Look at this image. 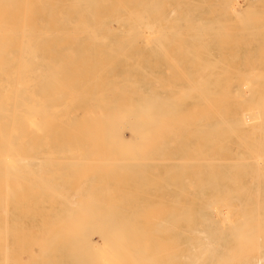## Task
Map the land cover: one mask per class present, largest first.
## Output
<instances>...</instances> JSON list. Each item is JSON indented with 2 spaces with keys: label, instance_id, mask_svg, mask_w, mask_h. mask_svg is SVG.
Instances as JSON below:
<instances>
[{
  "label": "bare ground",
  "instance_id": "6f19581e",
  "mask_svg": "<svg viewBox=\"0 0 264 264\" xmlns=\"http://www.w3.org/2000/svg\"><path fill=\"white\" fill-rule=\"evenodd\" d=\"M44 1L42 0L41 2V0H0V213L2 211H3L2 213H4V211L7 210V208H5V206H7L5 205L7 202L5 200L6 199L5 195H6V192L8 193V191H10V195H12L11 190H14L12 187H15V188L17 187V190L23 189V192L25 193L28 192V190L24 191V188L22 187L23 185L25 187V183H22L23 185L22 186L20 185L21 187L19 186V184L18 185L16 184L17 186L14 185L15 183H18V181H21L22 179L33 180L36 178L35 180L36 182L39 183V185H45V182L47 181H49L50 184L52 183L51 185H53L55 190H51L52 191L51 192L49 188L47 187V185H45L43 187H46L48 191L45 188L44 190H42V187H41V190H42L41 192H44V191L47 192V193H44L45 197L43 195L44 201L53 199L55 203V197L57 196L59 198L62 196L61 194L59 196L58 192L61 191V189H59L57 192L54 185L56 184V187L59 185L55 182H54L55 184H53V181H52L53 179L56 181L60 180L61 181L60 184H62L63 179H65V185L68 186V184L71 181L73 182V180L76 179V177L80 175L79 173H81V176L84 175L83 171L85 170V167L88 168L87 165L83 166L85 164V160L87 162L86 164L90 165L89 167H91V164L93 166L95 163L97 164V167H99L98 166V164L100 163L99 161L102 159L100 157H102L103 154H105L104 156H106L107 154H110L109 157L107 156L108 158H110L109 160L106 161L104 160L105 158L102 159L106 161L105 163H107L108 161H111L114 158V155L116 152L119 155L117 156L115 155L116 156L115 158L118 159V161H121V160L125 161L124 162L125 164L127 161L130 162V158H131L132 160L135 159V162L134 160L132 162H134L136 165V162L138 163V160L141 159L142 156L143 158H145L146 156L147 158H145L144 161H148V157H150V151L148 150L149 147L147 146H149L148 143L151 139V142L152 144H154L153 147H155V149L161 150L160 147L164 146L168 150L167 157H166L167 159L166 158L165 159H166V163L168 164L169 170L167 169L168 172L166 171V174L172 175V178L170 177L172 180L170 179L169 181L171 183L172 181H174L173 177L174 179L179 178L180 184L177 181L176 183H177L178 188L180 186L181 191L179 190V193L182 192L181 193L182 196L181 198L179 197V202L177 203L178 206L176 204V208H175L174 202L177 200L174 201V199L177 197H175L173 193L172 199L170 200V204L168 206V210L165 211L166 213H163L165 214V217H163L164 219L163 218L161 219V217H159L160 215L158 214V213L160 214L162 213L160 212L162 211L161 205H160L161 208H159L160 206L157 203L154 204V206H152L153 204L151 206L147 204L149 206V207L147 206V208H149V212H148L150 213L149 216L146 210L140 207L141 211H140V216L138 215V217H142V216L144 217V214L145 216L146 215L148 216V217L146 216L147 218L146 217L142 218V220H144L145 223L147 222L145 225L149 224L148 223L149 221L151 222L153 221L152 224L154 223V225L160 224V227H161V224L162 225L165 224L166 226L165 227L163 226V229L166 227L167 229H164V230L161 229V230H163L165 234L169 232L168 238L171 236H175V238L178 240V242L176 241L173 243L172 239L171 240L168 239L167 240L168 243L165 242L166 243L165 244L164 243L165 240H159L160 238L159 237L157 238V236H155L156 233H153L154 232L153 230H151L152 232L150 231V229L153 228L154 226L150 222L151 225L150 224L148 225L149 226L148 229L150 232L148 231V229L146 231L149 233V235L150 233L151 235L155 234L152 236L150 235L151 237L154 236L153 239L157 238L156 240H158V242L155 244L158 245V243L160 244L162 243L164 245H167L168 248L167 246H165V249L167 250V253H165V251H162L163 248L162 249L159 248V250L157 249L158 250L157 251L155 250L157 246L153 247L154 251L159 253V255H161L162 252H164L163 258L165 261L162 262L159 255L158 257H156L155 256L157 254L156 252H154V254L156 253L154 255L155 257H151L152 254H150L151 253L150 252L149 253L150 256H147L149 259L148 262L156 258L159 261L161 260L160 264H264V81L261 83L252 82V80L256 81L261 78L264 79V72L261 68L256 67V66L251 65V66H247L244 68L242 66L240 70L237 71L236 69V71L233 73L235 75L234 77L241 79L240 82L231 83L226 80L227 82L224 81V83H222L219 81L217 82L214 81L216 79H213V78H221V76L228 77V74H226L227 71L225 69H224L225 72H222L224 71L222 70L221 71L222 74H221L218 71L220 67H218L217 69V67L214 66V64L216 65L217 58L215 59L214 57V61H216L215 63H213V61L207 58V55L210 56L212 52L210 51V49L208 50V52L206 51V53L205 52L198 53L199 50L201 49L204 50L203 48L201 49H198V48L199 47L205 48V45L207 44L204 39L208 36V34L204 33L205 27L203 25L202 16H203V13L209 10L208 8L209 2H207V5H206L207 10H205L203 7H200L201 11L198 10L199 13L196 15V13L194 12L195 11L194 8L196 7L197 3L200 4V6L204 4L205 0H184L183 1V6H184L183 15H182L183 19L186 22L187 21L192 22V21H195L197 18V20H199L198 23L200 25L198 27L194 26V22H193L192 24H190L193 27H190V26H188L189 28L184 27L183 31H181L183 26L178 24L179 26L182 27L181 28L178 25H176V28L177 29L180 28L181 32H184V33L186 32L185 34L183 33L181 35V32L179 31L180 33L179 34L177 33V34L179 36L180 35L183 36L185 39L188 38L189 40L188 41L183 40L182 43L184 45V48H181L180 46L182 45H179L180 48L177 46L178 49H176L175 45L176 43L178 44V42L180 43V37L178 36L179 40L174 39L173 37L177 36V34L175 33V35L172 36L173 34L171 35L172 33L171 32L169 35H171L170 37L174 39L173 42L175 44L174 47L176 51L172 52L173 50L172 49L171 50L172 53H170V51L165 50V46L167 45H165L166 43L164 42V38L167 35H165L166 33H163L162 31L165 29L168 30L169 28V27L162 28L163 24L165 25L166 23L165 20H163V22L165 23L161 21L163 23L161 24V26H159V21H158V24L155 23L156 26L153 28L154 25L149 24L150 22L147 19L148 16L145 15L146 19H145V16L142 18L141 16L143 14L141 13L142 14V15L140 14L141 18L139 19L136 18L137 14L139 13L138 11H137L138 13H135L136 16L134 17L137 20H134L133 17L131 19L130 18L131 15L133 16L134 14L132 11L134 10V12H136V9H133V7L135 8V5L133 6L132 4V10H129L131 8H128L129 6L128 4H130L129 2L131 0H126L127 2L123 0L125 1V3H127L128 6L126 5V7L128 8L129 11L125 8V5H124L125 3L122 0L121 1L124 4L123 3H120V4L116 3L117 5L115 4V6H117V9H118V6L121 5L120 7H122L123 5L124 6L122 7L124 8L123 10L126 9L125 12L128 14H131L129 18L127 16L124 17L122 11H121L122 13L121 15L118 13L119 10H121V9H118L116 13H118L119 16L121 17L123 15V18L119 17V19L117 20L119 21V25L116 28H111V26H109L106 22L108 18L111 19L112 14L114 15V13L111 11L112 10L111 7L114 5L112 3L113 0H111V2L108 0L110 2L109 4H113L111 6L108 5V3L105 0H103L106 3V5H108L107 7L111 9L110 10L108 8V11H110L108 12V14L110 17L108 16V18L107 17L104 18V15L102 16L101 14H105V13L98 12L97 9L95 10V12H97L98 14L100 13L99 15H101L100 17L101 19L97 17L98 14H93L94 13L93 7L96 4V3H92L93 1L87 2V0L86 1L83 0V1L77 2L76 0L74 1L71 0L69 2L67 1L64 2L65 0L64 1L62 0L63 2L61 3L63 4L65 3L67 5V8L70 9V11L73 13L74 16L70 14L71 12H69L67 8L65 10L66 12L64 11L65 13L62 12L63 9L61 6H64V5L59 6L60 5L59 2L61 0L60 1L59 0L57 1L49 0L52 2H49L48 0H46L49 2V3H46V5L43 3ZM137 1L139 2V0ZM154 1H153V4L155 3L157 4L158 2V6L164 5L163 3L165 2L164 1L160 3V0L156 2ZM214 1L217 5V8H216V13L214 15L215 23L213 24L222 25V23L224 22L220 19L222 17H226L225 15L232 16L234 18L235 17L239 18L241 20L240 23H243L242 24L243 26L241 25V27H244L245 25L247 26L248 24L246 23H248V21L249 22L251 21L249 23V25L252 26L251 28L257 29L259 28V26L262 27V24L264 23L263 22L264 17H262L264 16V12L262 11L263 9L259 11L251 10V11H255L258 14L257 15L255 14V12H253V14L249 13L250 10L248 9L250 8L253 9V7L251 6L249 7L247 6L245 7L246 9L242 10L239 7L238 8L233 7L232 6L233 4L230 5L231 0H212V3ZM235 1L236 0H233L234 3ZM246 1H249V0H243V2H246ZM256 1H259V0H256ZM148 2L150 3L151 1L149 0ZM39 3H40V9L42 7H44L46 10L48 9L47 14L51 13V11L53 10L52 13L55 14V12H58L59 16L57 15V17H49L50 15H52V14H49V16L47 15L48 16L47 17L46 14L44 13L47 18H38L36 15L40 11L43 12V9H44L43 8L38 11ZM42 3H43V6L41 7ZM135 4L136 6L137 5L139 6L137 2ZM151 4H150L151 8H149V12L151 13L146 11V14L148 13L151 14V17L153 15V19L155 20V18L157 19L158 17L157 15H159V13L161 12L159 13L157 12L156 14V12H154V9L150 10L154 6ZM175 4H177V1L175 2ZM235 4L238 5L237 3ZM141 5L139 7L142 10L144 4L142 6ZM165 5H167L166 2H165ZM181 5H182V2H181ZM138 6L136 7L137 10H138ZM158 6L156 5L155 9ZM170 7H171V4H170ZM260 7H257V8L260 9ZM73 8L74 9L76 8L77 10H74ZM98 8L100 7L98 6ZM140 8H139V11H140ZM160 8H164V6L158 7L156 11H160ZM73 10L76 12H74ZM92 10H93V13L91 12ZM244 10L248 11L247 12L248 14L246 13V11L244 12ZM152 11L156 15L153 14ZM170 11H174V10L170 9ZM209 11L211 14V9ZM42 12L40 13V15H42ZM90 12L93 14L92 17H90L91 16ZM102 12H104V10ZM68 13L71 16H69ZM249 14H250L251 19H249ZM154 15L156 16L155 18H154ZM252 15L255 17L257 23H260L263 20L261 22L262 24L260 25L258 24L259 25L258 27L256 26L253 28V24L255 25L256 21L254 19L255 23H253L254 21L252 20L254 17ZM168 16L170 17V13H168ZM247 16H248V20L245 18ZM258 16L259 18L262 17L260 18L262 20H260ZM159 17L162 18L160 15ZM241 17H244V20H242ZM96 18L97 19L99 18V20H97ZM115 18L117 19L118 16ZM207 19H205V21ZM258 19L260 22H258ZM173 20L171 19L170 23L174 24L175 22ZM153 22L154 21L152 20V23ZM228 22L229 24H231L233 21L231 22L230 19H228ZM235 22L231 25H235ZM227 23H224V24H227ZM229 24L228 26H230ZM143 25L146 26V28ZM174 25H173V29H174ZM205 25H207V23ZM140 26H143V27L141 28ZM209 26L208 27L206 26V28H209ZM222 27H220L219 29L216 27L217 28L216 29L212 26V28L217 30V31L216 30H213V31L218 32L220 35L224 34L223 30L220 31ZM226 27L224 26V29L227 31L228 28ZM235 27L236 25L234 26V28ZM144 28L146 29V32L143 31ZM148 28L151 31L155 30V33L157 31L158 34H155L153 36H149V35L147 36V34L145 35V33H149L147 31ZM230 28H233V26ZM234 28L231 30L234 32L238 30ZM245 28L244 30H246ZM248 29L246 31L251 30V29L250 30ZM231 30L229 29L228 31H231ZM244 30H242L241 32H245ZM260 30H261V34L260 33L258 34L257 30L255 31L253 30V32L251 31L252 33H249L251 36L249 34H246L247 32H245V36L248 35L252 37V36H255L253 35V33L254 34L256 33L258 36L263 37L262 35L264 34V28H261ZM136 31H142L141 33L143 34L142 35L139 34L140 32L139 33L137 32L138 33L137 34ZM167 32L169 33V31ZM208 32L210 31L208 30ZM216 32H214L213 36L214 35L216 36L215 34ZM237 32H239V30ZM229 33L231 34V32ZM219 34H217L219 36L218 39L221 38V36L224 37L225 35L224 34L220 36ZM230 34L228 36H230ZM237 36L238 37H235V38L236 39L238 38V40H240L241 39L240 37L243 35H241L240 37L239 35ZM170 37L167 36V38L169 39ZM159 38H161V40ZM154 39H156V41H154ZM212 39H214V37ZM263 39L264 37L262 39L259 38V40L261 41H264ZM224 40L229 42V40H227L225 37H224ZM220 41L217 43L222 44V42ZM169 42L167 43L168 45H170V43L172 42V39H171V42L170 43ZM255 43H257L260 46V44L264 42L262 43L255 42ZM245 44L250 45L251 43L247 41L244 43V45ZM150 45L154 46V48L149 49ZM258 45L257 47H259ZM262 47L264 49V46ZM262 47L261 49L255 50V51H257V53H259L258 51H260V53L263 52L264 54V50H262ZM253 54L255 56V53ZM263 54H260V55H263ZM257 56H259V54ZM258 58H260V56L256 57V59ZM261 58L264 59V56H262ZM242 59L243 57H241V60ZM263 59H261V61H263ZM221 65H224V64H222L221 62ZM215 70L216 72L218 71V73H215ZM223 73L226 75H224ZM245 113H249L247 117L251 118V121L254 120V122L247 123L249 121L247 119L245 121L244 119V116L246 115ZM248 124L250 125L254 124V126H257L256 127L257 130L254 129L255 131L254 130L244 131L243 128L248 126ZM146 136L147 137L150 136L149 141ZM143 137L145 139H143ZM136 140H138L140 143ZM140 140L143 142H141ZM143 143L147 144V146L144 145ZM131 144L134 146L130 147ZM115 145H117V148ZM98 146L99 147L101 146V147L98 148ZM106 146H108L109 149L113 148L114 151L112 152L113 153L115 152V153L112 154L111 152H109L111 151V149L107 150ZM127 146H128V149H127ZM144 146H146L147 148L146 151L149 152V154L148 152H146V154L148 155L146 154L143 155L145 153V151L144 152L142 151L144 150L143 149ZM71 147H74V148L72 149ZM76 147L79 150L80 148L81 150L84 149L80 156H78L80 154L79 152H78L79 154H77V152L73 154V151H75ZM92 147L93 149H96V153H91V152L89 153L92 154V156L94 157V158L92 157L93 159H95L94 161L91 160L92 159L91 156H87L88 152L85 153V151H87V149L89 148H90L89 151H91ZM102 147L103 148L106 147L105 148L106 150L103 149V152H102ZM119 147L122 150L124 148H126L127 150L122 152V150H120ZM135 147L138 148L137 150L140 151L141 154L142 153L143 154L141 155L138 153V151L136 152ZM133 148L135 149L134 151H133ZM54 149H56L55 152L57 151L60 152L59 155L58 153L55 154V156L57 155L58 158L53 156ZM155 149L153 148V151ZM37 150L39 151L44 150V151L41 153H37L39 152ZM129 150L130 151L132 150L131 151L132 153ZM160 150H155V152L157 153L158 151L157 154H159ZM61 151H64V152L66 151V152L63 153ZM70 151H72L71 152L72 155ZM98 151L100 152V154L102 153L103 154L100 156V154H97L99 153ZM67 152L69 153L66 154ZM92 152H95V150H92ZM120 153H121V156L123 155L124 159L123 157L122 159H120L121 157ZM128 153H131V154L128 155ZM136 153L138 157H140V155L141 157L137 159ZM162 153L160 154L162 155ZM63 154L66 157L70 156V159L64 158V161L69 160V162L72 161L75 156V159L72 161L73 163L70 162V164H68L69 162L67 163V161L66 163H64V161H62L63 159H60L63 157L62 156ZM134 154L136 157L135 156L132 157V155ZM94 155H96V157ZM71 156L73 157L72 159H71ZM85 156L86 158L88 157L87 159H90V158L91 159L88 161L85 158ZM128 156L129 157L131 156V157L128 158ZM52 157L56 158L55 161L56 160L59 161L60 159L61 160L59 161L60 163L56 161V164H54L53 163L54 159L52 160ZM78 157L79 158L81 157L80 158L81 160ZM83 157L85 158V160L82 159ZM97 157L100 158L97 161L98 163L96 162ZM153 157L154 156H152L151 158ZM151 158H149L148 162L149 163L151 162L154 164L155 162ZM150 159L152 161H150ZM161 159L159 160L157 159V160L160 161V163H162ZM82 160L84 161V164L82 163L83 162ZM91 161L94 162V164L91 163ZM144 161H142L141 163H143ZM62 162H63V165L65 164L64 166L61 164ZM88 162H90L91 164ZM114 162L117 165V162L116 161ZM148 162H144V163H148ZM163 162H165V160H163ZM141 163H138V165H141L143 167L142 169H141V166H138V165L136 166L138 167L136 169H139V168L141 169L140 172L134 168L135 165L133 163L128 164V165H134V167L132 166V169L130 168L131 166H129V168L125 170V168H123L125 165L123 164L122 166V163H119L121 164L120 167L122 168H120L119 166H117L118 168L116 166L113 168L115 169L117 168L118 170L120 168L121 172L120 170L118 172V170L116 169L115 174L116 175L118 174V178L122 175L123 180H125L124 178L127 177L128 175L134 174L135 175V176L133 175L134 177L138 176L137 172L140 173L139 175L143 174L144 176L145 165L143 166ZM66 164H68L70 168L72 166L74 167V164H75L78 170H79V166L81 165L80 169H82V166H83L82 172L80 170H79V173L78 171L74 172L73 174L75 175L77 173L76 174L77 176L74 177V175H70V178L73 176L74 179L73 180L69 179L67 175L65 176V173H64L65 170L67 169ZM55 165L57 166L55 167ZM104 165L105 164H103V167H100L101 169L99 168L96 169V170L99 169L98 172L101 174L107 169L106 167L110 169L109 166L111 164H109L108 166L105 165L106 169H104ZM100 166L102 165L100 164ZM57 167H59V169L63 168L64 172L62 170L61 171L58 170ZM69 167L68 169H70ZM95 167L96 166H93L91 168L93 169ZM91 168H88V169H91ZM133 168L135 171L133 170ZM146 168L148 169V166H146ZM123 169L124 171H122ZM96 170L95 172L92 171L94 173H91L90 170H85L84 173L87 171L88 174L90 173L92 174V175L90 174L91 176L93 175L95 177L99 176L98 177L99 180L98 181L96 180L97 182H100L101 180H103L101 182L102 184L101 183L95 184L97 182L95 181L94 183L92 179H96V178H91V176H89V179H91L90 181L93 182V184L91 182L89 183V181L88 183L90 185L92 184V186L96 185L97 189L99 188L97 190L94 187L97 193L98 192L100 193L101 191L100 194H97L98 198L102 194L101 197L99 198L98 206L101 204V206L103 205L105 207V205L103 204L104 200H106L103 196V194L104 195L106 194L105 193L106 190L104 188L105 178L104 179L103 177L100 178L101 175L98 172H96ZM100 170H102L103 172H100ZM128 170L129 172L131 171V173L129 172L127 173ZM142 170H144V172H141ZM150 170L153 171L154 166ZM132 171L134 173H132ZM163 171L165 172V170ZM60 172H61V176H63L64 178L60 176L61 178L58 179ZM154 172L156 173V171ZM86 173L85 175H87ZM95 173L98 175H96ZM119 173H120V176H119ZM108 174L106 172V175ZM115 174L112 176L113 179L116 177ZM124 174L126 175L128 174V175L124 176ZM156 175L157 176L152 177V175L149 174V176H151L152 178H155L156 180L160 181L162 178L161 179L156 178L158 177V174ZM81 176H79L78 178L80 179ZM55 177L57 179H55ZM66 177L69 179V181ZM104 177L107 178L108 176L104 175ZM122 177H120L121 180H122ZM140 177H141V180L145 179V176L144 177L140 176ZM38 178H44L46 179V181L43 182L44 184L43 183L41 184L40 181H43V179H41L40 181L39 180L37 181ZM118 178L117 180L116 179L114 180V183L117 184V182L118 183L121 182V180ZM82 179H87V178L85 177ZM141 180L139 179L140 182ZM11 181L12 183L15 182L13 184L14 186L13 185L8 186L6 184L9 182L11 183ZM33 181H31V183ZM79 181L80 180H78V182ZM111 181L113 180L111 179ZM22 182L24 181L22 180ZM74 182L76 184L75 180ZM124 182L126 183V181ZM152 183H154V180L153 182L151 181L150 183H147V186H151L148 184H152ZM160 183L165 184L166 181L165 182L162 181ZM31 185L29 184V187ZM65 185L63 186L65 187ZM79 185L78 184L76 185L78 186V188H80L79 190L77 188V190L84 192L82 193L83 195L85 194L84 196H82L83 202H84V200L86 201L87 198L89 197L86 195L87 191L85 189L84 184L81 183V185L80 186ZM97 185L99 186L97 187ZM102 185L103 187L101 188ZM142 185L144 187L141 186V188H148L146 187V185L144 184ZM36 186L38 185L36 184L34 187L36 188ZM111 186L113 187V183ZM166 186H171V185H166ZM172 186L174 189L176 188L175 184ZM9 187H11V189H9ZM38 187L40 190V186ZM53 187L51 186L50 189H52ZM59 187L62 188L61 185ZM91 187H90V190L88 189L87 190L91 191L93 189V187L92 188ZM30 188H33V187L31 186ZM103 188H104V191H102ZM161 188L159 187L158 190H161ZM15 190L12 192H16ZM77 190L75 188L76 192H74V195L73 194L70 195L72 199H73V196L76 197L75 193H78ZM109 190L111 192V188ZM136 190H139V189H136ZM53 191H55L56 193H53ZM68 191H69L68 189L63 190V193H64L63 197H65V199L66 198L68 199V197H66L65 195V193H68ZM92 191L93 192H90V194L92 193L91 196L92 198H94L93 195L95 194L94 193L95 190H92ZM41 192L39 191V193ZM48 192L55 194L52 196L53 198H51L50 196L51 194H49ZM17 193L16 194L13 193V194L17 195ZM87 193L89 195V192ZM21 194H23L22 190H21ZM126 194L130 195L129 192ZM77 195L79 196V194ZM127 195L125 197H127ZM85 196H87L86 199H84ZM143 196H146V195H143ZM33 197L35 198V195H33ZM102 197L104 198V200H102L103 199ZM25 198L27 199L26 196ZM2 199H4L6 202ZM8 200L10 201V199ZM68 200L67 202L69 204L70 201ZM91 200L89 199V201ZM89 201L87 203L85 202L86 204L85 205L83 204V205L86 206L88 203H90ZM94 201H95V198L93 199V203ZM78 202L77 203L76 201L75 203L73 201L70 202L71 204L69 205H71V209L72 207L74 208V206L77 207V204H78V207L79 205L82 204V203L79 204L80 202L79 203ZM107 202L108 203L110 202L108 198H107ZM107 202L106 204L108 205ZM121 202L119 201L117 202V204L119 203L121 204ZM72 203L76 205H73ZM115 204L116 203H114V205ZM161 204L164 205L163 203ZM60 205H62V203ZM110 205L111 203H109L108 209ZM114 205H111V207L112 209L114 207V209L116 210H112L111 208L109 210H112V212L116 213L115 211H117V207H115ZM76 207L74 208V212H73V209L71 210L72 212L70 215L74 216L72 213H75L76 215L77 214L75 212L76 210L77 212H80V214H77L78 216L76 215V218L79 216L81 217V214H82L81 210L80 211L77 210ZM81 207L82 205L80 206V208ZM155 207L157 209L159 208L160 210H157ZM68 208H70V206ZM87 208L89 209V211L86 210ZM87 208L84 209V211L86 210L87 213L93 210L92 209L90 211L91 208L89 207V205L87 206ZM106 208H104L105 212H106ZM152 209L154 210V212H152ZM142 210L145 211L146 213L142 212ZM49 211L51 210L49 209ZM68 212L69 211H67V213ZM105 212L104 210L103 212L99 211V213L101 214H105ZM112 212L110 213L114 215V213ZM151 213L153 214L155 213L156 215L154 214V216L161 219V220H158L159 221L157 222L158 224L156 223L158 218L154 222L155 218L152 219L153 214ZM6 214L7 213H4V216ZM90 214L93 215L94 212ZM109 214H105V215L109 216ZM60 215L58 217H60ZM4 216H3V220H5ZM132 216L133 215H131L130 218L137 217V216L136 217L135 216L132 217ZM112 217L114 218L115 216H112ZM121 217L118 218L120 220H118L117 223L115 221V223L119 227H121L120 225L121 222L124 221V218L121 220ZM138 217L137 219H139ZM53 218L51 217L50 220L51 219L53 220ZM68 218H69V215L68 217H66V220ZM83 218L85 217L83 216ZM96 218L97 220H101L103 216L101 218L99 216L100 219H98V217ZM105 219L103 218L101 221ZM145 219H147L148 221ZM66 220H60L61 221L60 223L65 222ZM69 220L66 221L68 225L73 222L72 219L70 220L71 222ZM56 221L57 220L55 219L54 222ZM75 222L70 225H73L74 227ZM89 222H91V220ZM106 222L108 221L105 220V222L102 223L104 224L103 227L107 226ZM49 223L51 224V226L52 225L53 226L52 227L50 226L51 228L48 227L47 229H49L50 232L51 231L52 232L50 234L49 230H46L45 235H47L48 232H49L48 234L52 236H53V232L57 233L58 235L62 234L61 231H60L61 234H59L57 232L58 230H56L58 229V226H60L58 225L59 222L57 224H52L51 222ZM93 223H90V224L92 225ZM115 223L113 222L112 224L114 227H115L114 225ZM131 223L133 224V222ZM6 224L7 223L3 224V226L4 225L6 226ZM67 224L65 225L67 226ZM80 224H78L79 228L77 227V229L81 228L80 230H84L85 229L84 226H86L87 224H84V222H83L84 226H82V224L80 226ZM109 224H110V227H109ZM125 224H129V223L125 222ZM54 225H56L54 229L56 232L54 230H51L54 228ZM112 225L111 223H108L109 230L112 231L116 229L117 231L116 233L117 236L115 235V232H116L115 230H114V233L111 232L113 235V238H116V240H114L112 236L110 238V235H109L110 232H108V230L105 233V235H103V238H102V234L105 232V229H104V232L102 230V234L100 235L99 232L97 231L100 228L96 229L97 228L96 225H95V228H93L92 226L91 227H92L93 232H95L94 229H96V232L99 234V236L97 237H100V239L102 240L105 238V236H107L106 234L109 233L108 234L109 237H106L105 241L101 240V242H105V245H107L108 242L109 244H111L110 242L111 240L113 242L112 243L113 246L115 244L114 241L120 244L123 241V239L124 241L127 239L126 238L127 235H128L127 240L129 239L131 240L130 242L129 241L126 242L127 240L125 241V243L124 241L122 242L123 244H125V246L123 245V249H126L125 247H127L128 245L130 246L131 244H134V246L131 245V247L133 246L131 253H130V250H125L127 251V253L125 252L123 255L121 254L124 252L122 250V243H121V247H119L117 243H116L117 245L115 244L114 246L115 251L116 252L118 251L120 253V258L125 257V254L127 256L130 254V256L133 257V259L130 258L129 256L121 260L117 258L118 252L117 253L115 252L116 253V256H115L113 252L114 248L110 247L112 245L108 244L109 248H112L113 256L116 257V259L112 261L114 262L117 259H119L118 262L124 260L121 263L119 262L120 264L122 263L129 264L130 262H128V260L131 261V259L135 261L134 263L142 262L143 261L142 255L139 256V253H137L138 246H136L137 247L136 248L135 245H140L141 240L143 239L144 241L142 240L143 242L142 245L146 244L148 248H146V246H140V248L141 250L143 248L144 249L146 248L145 249L146 253H148V251L150 250L149 246L151 245H148L149 243L147 241H149V239L146 237V234H144V236L141 235L144 233V230L140 228L141 223L140 225L138 224L139 228L143 230V231L141 230V234H140L142 236L141 238L140 236H138V238H135V235L136 234L138 235L140 231L134 232L136 233L135 235L134 233L132 234L130 230L132 227L130 228L131 225L129 224V228H130L129 232H131L133 237L129 238L130 236L129 233L126 235V232H125L126 237L124 236L125 238H123L122 240L121 238L123 237L124 233H122L120 229H118L120 230V232L117 230V227H118L117 225L115 228L112 227ZM5 226L3 228H5ZM66 226L64 229H66ZM133 226L135 225L133 224ZM62 227H64V224L62 225ZM73 227L72 228L70 227V228L74 231L75 227L74 228ZM82 227L84 228L82 229ZM111 227L112 229H110ZM126 227L128 226L125 225V228ZM175 227L179 228L177 230L178 233L175 232L176 231ZM125 228L122 229L123 232L126 229L128 230V228L126 229ZM139 228L137 227V230H139ZM60 229L61 228H59V230ZM168 229L170 231L165 232V230H168ZM68 230L66 229L67 232ZM80 230L79 232H81ZM1 231L3 230H0V232ZM12 231L10 232L11 234H12ZM86 231L88 232L87 235L92 234V233L90 234V230L89 231L86 230ZM133 231H136V229H134ZM159 231H160V228L157 230V232ZM4 232H5V229H4ZM74 232L72 234L76 233ZM82 232H85V231H82ZM118 232L120 235L118 234ZM161 232L157 234H160ZM170 232H173V233H170ZM85 233H82L83 235L81 233H78V236L79 234L82 236H85ZM4 234H6V232ZM20 234L22 235V233ZM63 234L66 236L65 233ZM163 234L161 233V235ZM52 236H50L51 237L50 239L54 238L55 240L53 239L52 241H49V245L51 246L57 241L56 240L57 236L56 237H52ZM74 236L76 238H74ZM74 236H71V238L73 237L72 239H70L71 241L69 240L70 237L68 239L66 238L67 236L65 237V239L63 238V235L60 238H62V240L67 245L68 243L70 244L71 242H73V239H74V242L76 239L78 241L76 242L79 243L78 239L81 240L80 236L78 238L77 233ZM3 237H5V235ZM22 237L23 236H21L20 238ZM144 237L148 240L144 239ZM83 238L82 240H84ZM133 238L139 241V242L137 241L138 244L134 243L135 241L132 240ZM3 239L5 240V238ZM47 239L48 238H46V240L43 242L41 239H39V241L36 242L37 245L38 244L40 245L41 249H38V250L39 251L42 250L40 251L41 254L43 252L47 253V251H45L47 249L46 247H48V249L49 247H51V246H47L48 242L46 241L49 240ZM89 239L92 240V238L90 237L87 240ZM107 239H109V241ZM34 241L35 239L32 240L31 238L32 246H33V243H35ZM53 241L55 242L53 243ZM0 242H2V240ZM26 242L28 244L30 240L29 242L28 241ZM40 242L43 244V246L40 244ZM50 242H52V244H50ZM76 242L74 244L76 245L78 249H73L75 248L73 247L74 245H72L73 243L69 245L73 247V248L70 247L72 254L71 252H69L70 248L68 246L64 244L65 247H67L65 249L64 247H62L64 246L62 245V243L60 245L63 249L66 250L67 255H70V256L73 255L72 257H70V259L75 256L74 255L75 252L80 251V248L77 246ZM88 242H90V240ZM36 243L34 245H36ZM94 243H93V246L97 244L96 242ZM127 243H130V244L126 245ZM175 243L176 245L178 244V247L175 246ZM2 244L4 247L5 241L4 243L2 242ZM83 244L81 245L84 246ZM44 245L46 246L43 250L42 247H44ZM78 245L81 246L80 244ZM32 246L29 245L28 247L30 251H31L30 247L32 248ZM90 246L91 245H89L88 243L87 247L89 248ZM87 247L84 246V250L87 253L90 252V254H84V250L82 248L81 250L83 251L82 256L80 253V256L77 257L78 259L80 258L82 259L83 257L82 260L80 259L79 263L77 261L78 259L74 257L75 259L74 261H77L78 264H85V262H87L86 264H91V262L89 261H92V259H93L92 262L93 263L95 262L94 264H100L101 262L106 263L107 260L109 261L108 258L104 257V255L107 256L105 247H102V246L100 247V245L96 247L97 249L99 247L104 250L105 254L103 252L102 256H99L100 252L98 253L97 250L96 251L93 250V252L86 251ZM62 248L60 249L62 250ZM116 248L118 250H116ZM135 248L137 252H134ZM72 249L74 250V253ZM90 249L91 247L89 248V250ZM160 249H161V254L159 252ZM38 250L36 251V253L31 251L30 254L34 253L35 255L34 258L36 259L41 256L40 259L42 260V255L41 254L39 256L37 255V252L39 253ZM67 250H69L68 251L69 253H67ZM141 250L139 249V251ZM6 251H3L5 252L3 256H6L5 255L7 253ZM56 251H57V248H56ZM3 252L1 251L0 255H2ZM91 252L93 255L91 254ZM95 252L98 253L97 254L98 257L97 258L94 257L96 260L94 258L90 259L87 257V255L91 257L97 256V255H94ZM132 252L135 255L137 254V257H136L137 261L135 260V257H134L135 255L132 254ZM30 254L28 253V256H30ZM67 255L66 257H68ZM84 255L87 259L84 258ZM30 257L28 258V261H25L23 258H22L23 260L21 258L19 260L15 259V261L12 260L13 262L12 264L17 263L16 260H18V264H20L21 262L22 264L24 263L26 264V262L27 264H30L29 261H32L33 255ZM118 257H119V254H118ZM140 257L142 259L141 260L139 259L140 260L139 262L138 258ZM150 257L152 259H150ZM5 258L3 257L4 262H5ZM110 258L113 259L112 256H110ZM127 258H130V259H127ZM161 258H162V255H161ZM6 259L10 260L9 258H6ZM44 259L46 258H43V260ZM98 259L100 261L102 259L103 261L99 262ZM47 260L45 261V263L47 262ZM67 260H69V258H67ZM125 260L127 262H125ZM153 260L152 262L150 261L151 262L150 264H153ZM74 261L72 260L71 262H74ZM108 263L111 264L110 261ZM116 263H112V264H116ZM130 264H132V261Z\"/></svg>",
  "mask_w": 264,
  "mask_h": 264
},
{
  "label": "rangeland",
  "instance_id": "374dc122",
  "mask_svg": "<svg viewBox=\"0 0 264 264\" xmlns=\"http://www.w3.org/2000/svg\"><path fill=\"white\" fill-rule=\"evenodd\" d=\"M43 1H44V0H43ZM48 1H49V0H48ZM48 1L45 0L43 3L46 5V3L52 2V1H49V2H48ZM56 1H57V0H56ZM59 1H60V0H59ZM59 1H58V2H59ZM63 1H64V0H63ZM63 1L61 0V1L59 2V3H60L59 6L64 5V6H61L62 9H63V10L61 9L62 12H64V11L66 10V8H67V5H66L65 3H64V4L61 3V2H63ZM66 1L69 2V1H71V0H65L64 2H66ZM73 1H74V0H73ZM76 1L79 2V1H83V0H76ZM85 1H86V0H85ZM92 1H93V2H92ZM102 1H103V0H101V1H100V0H87V2L96 3V4H95L96 6L94 5V7H93L94 13H93V10L91 11L93 14H98L97 12H95L96 9H97L98 12H101V13H105V14H106V12H107V14H106L107 16H106L105 14H101L102 16L104 15V18H105V17L108 18V16H109L108 12H110V11H108V8H109V7H107V6H108V5L111 6V5L114 4V5L111 7L112 10L109 8V9L114 13V15H113V14L111 15V16H112L111 19H109V18L107 19V18H106V19H107L106 22H107V24H108L109 26H111V28H116V27L119 25V21H117V20L119 19V17H121V16H119V14L121 15V14L123 13L124 17H126V16H127L128 18L130 17L131 14H128V13H126L125 11H126V9L128 10V8H131V9H129V10H132V4H133V6L135 5V8L133 7V9H136V12H134V10H133L132 12H133L134 14H135V13H138V12H139V13H138L137 16H136V14L134 15V14L131 12V13L133 14V16L131 15V17H130L131 19H132V17H133L134 20H137V19H139V18H141V17L143 18V17L146 15V16H148L147 19H148V21L150 22L149 24L154 25L153 28L156 26L155 23L158 24V21H159V26H161V24H163V23L166 22L165 25L163 24L162 28H163V27H169V28H168V30L164 28L165 30H162V31H163V33H166L165 35H167V36H169V37H170L172 34H173L172 36H174L175 33H176V34H177V33L179 34L181 31H183L184 27H188V26L193 27L192 25H190V24H192L193 22H194V26H197V27H198V26L200 25V24L198 23L199 20H197V18H196L195 21H192V22H191V21H187V22H186V21L183 19L182 15H183V10H184V6H183V1H184V0H176L178 5L175 4V2H176L175 0H173V1H171V0H163V1H161V0H160V3H162V2L165 1L166 4L168 5V6L165 5V2H164V3H163L164 5H161V6H164V8H160V11H156V9H157L158 7H161V6H160V5L158 6V2H157V4H156V3L153 4V1H154V0H150V1L152 2V4H151V2H150V3L148 2L149 0H139L140 3H139L137 0H131V1L129 2L130 4H128L129 6L127 5V3H125L126 0H125V1L122 0L125 4H124L121 0H113V2H112L113 4H109V3L111 2V0H109L110 2H109L108 0H105V1L108 3V5H106V3H105L104 1H103V2H104V3H103ZM133 1H134V2H133ZM141 1H142V2H141ZM156 1H159V0H156ZM156 1H154V2H156ZM259 1H260V2H259ZM259 1H256V0H249V1L243 2V0H236L235 3L238 4V5H236V4L233 2V0H231V4H230V5L233 4V5H232L233 7H235V8H238V7H239V8H241L242 10H243V9H246L245 7H247V6H248V7L251 6V7H253V9H251V8L248 9V10H250L249 13H251V14H253V12H255V11H259V10H262V9H263L262 11L264 12V0H259ZM39 2H40V1H39ZM41 2H42V0H41ZM126 2H127V1H126ZM136 2H137V4H139V6L141 5V3H142V5L144 4V6H143V8L145 7L144 10H143V8H142V10H141V8H140L138 5H137V6H138V10H137V8H136L137 6H136V4H135ZM144 2H146V3H144ZM167 2H168V3H167ZM181 2H182V5H181ZM207 2H209V3H208V8H209V10L211 9V14H210V11L207 10V8H206ZM232 2H233V3H232ZM43 3L41 4V7L43 6ZM116 3H118V4L123 3V4L125 5V8H126V9L123 10L124 8H122V7H124V6L122 5V7H120V6H121V5H120V6H118V9H121V10H119V12H118L119 14L116 13V11H118L117 6H115ZM160 3H159V4H160ZM261 3H262L263 5H262ZM150 4H151V5H154V6L152 7V9H150V10H153V9H154V12H156V14H157V12H158V13L161 12V13H159V15H160L162 18H160L159 15H157V16L159 17V19H158V17H157V19H158V20H157V19L155 18V17H156V16H155L156 14L153 13V11H152V13L155 14V15H154L155 20L153 19V15H152V17H151V14H149V13H151V12H149V8H151ZM170 4H171V7H172V8L170 7ZM252 4H253V6H252ZM45 5H44V6H45ZM116 5H117V4H116ZM126 5L128 6V8L126 7ZM142 5H141V6H142ZM156 5H157L158 7H156V9H155V6H156ZM176 5H177L178 7H177ZM209 5H210V7H209ZM98 6H99L101 9L98 8ZM146 6H147V8H146ZM149 6H150V7H149ZM166 6H167V7H166ZM182 6H183V7H182ZM213 6H214V7H213ZM215 6H216V7H215ZM260 6H261V7H260ZM38 7H39V8H38V11L44 8V7H42V8L40 9V3L38 4ZM61 7H60V8H61ZM119 7H120V8H119ZM181 7H182V8H181ZM200 7H203L205 10L209 11V12L206 11L205 13H203V16H202V18H203V25H204V27H205V31H204V33H205V34H208V36L204 39L205 42L207 43V44L205 43V44H206V45H205V48H204V47H199V48H198V49L203 48L204 50L201 49V50H199L198 53H204V52L206 53V51L208 52V50L210 49V51H212V52H211L210 56L207 55V58H208L209 60L213 61V63H215V62L217 61V62H216V65L214 64V66H216L217 69H218V67L221 68V69L219 68V70H218L221 74H222V72H225V70L228 72V73L226 72V74H228V77H226V76H224V77L221 76V78H213V79H216V80H214V81H216V82L219 81V82H222V83H224V81H225V82L228 81V82H231V83H232V82H240L241 79H240V78H237V77H234L235 75H234L233 73L236 71V69H237V71L240 70V69L242 68V66H243V68H244V67H247V66H251V65H252V66H256V67L261 68V69L263 70V72H264V59L261 58L262 56H264V54H263V52L260 53V51H258L259 53H257V51H255V50H259V49H261V47L264 46V43H262V42H264V41L259 40V38L262 39V38L264 37V34H263V32H262V34H263L262 36H263V37L258 36L256 33H255V34L253 33V35H255V36L250 37L251 35L249 34V33H252L253 30H254V31L257 30V31H258V34H259V33L261 34V30H260V29H261V28H264V23H263V24L261 23L263 20L260 19V18H262V17H264V16H262V17H260V18H259V16H258V18H259L260 20H262V21L260 22L259 19H258V22H260V23H257L255 17L252 15V16L254 17L252 21H254V19H255V21H256V23H257V24H256L255 21L253 22V23H255V25L253 24V28L256 27V26L258 27L260 24H262V27L259 26V28H257V29H255V28L252 29V28H251L252 26L249 25V23H250L251 21H250V22L248 21V23H246V24H248L247 26L245 25L244 27H241V25H242L243 23H240L241 20H240L239 18H237V17L234 18V17H232V16H227V15H225L226 17H222L220 20H222L224 23H227V22H228V19H230L231 22L233 21L231 24H233V23L236 21V22H235V25H236L237 28H236V27L234 28L235 25H231V24H229V22H228L227 24H224V23H222V21H221L222 25L219 24V25H220V26H219L218 24H213V23H215V22H214V20H215V16H214V15H215V13H216V8H217V5H216L215 1L212 3V0H205V3L202 4L201 6H200V4L197 3L196 7L194 8V9H195L194 12L196 13V15L199 13L198 10H200ZM257 7H260V9L257 8ZM102 8H103V9H102ZM139 8H140V11H141V12L139 11ZM174 8H175V9H174ZM178 8H179V10H178ZM24 9H25V8H24ZM24 9H23V10H24ZM44 9H45V8H44ZM44 9H43V12L40 11V12L36 15L38 18H47V17L49 16V14H52V15H50L49 17H57V15L59 16L58 12H55V14L52 13L53 10H52V11L50 10L51 13L47 14V13H48V12H47L48 9H47V10H46V9L44 10ZM67 9H68V8H67ZM73 9H74V8H73ZM106 9H107V10H106ZM146 9H147V10H146ZM170 9H173L174 11H170ZM57 10H58V9H57ZM57 10H55V11H57ZM68 10H69V12H71L70 9H68ZM68 10H67V11H68ZM74 10H77V9L75 8ZM74 10H73V11H74ZM101 10H102V11L104 10V12H102ZM129 10H128V11H129ZM251 10H255V11H251ZM121 11H122V13H121ZM137 11H138V12H137ZM144 11H145V12H144ZM146 11L149 12V13L147 12L149 15L146 14ZM177 11H178V12H177ZM200 11H201V10H200ZM245 11H246V10H244V12H245ZM41 12H42V15H43V16L40 15ZM65 12H66V11H65ZM65 12H64V13H65ZM74 12H76V11H74ZM91 12H90V14H91L90 17H92V15H93ZM247 12H248V11H246V13H247ZM263 12H262V14H263ZM44 13L46 14V16H47V15H48V16L46 17ZM141 13H142L143 15H142ZM168 13H170V17L168 16ZM177 13H178V14H177ZM212 13H213V15H212ZM259 13H260V12H259ZM70 14H72V16H74L72 12H71ZM70 14L68 13L69 16H71ZM74 14H75V13H74ZM99 14H100V13H99ZM99 14H98V16H97V15H95V16H97V17L100 18L101 15H99ZM110 14H111V13H110ZM140 14L142 15L141 17H140ZM179 14H180V16H179ZM206 14H207V15H206ZM247 14H248V13H247ZM255 14H257V13L255 12ZM68 15H67V16H68ZM123 15H122L121 18H123ZM257 15H258V14H257ZM259 15H260V14H259ZM78 16H79V15H78ZM95 16H94V18H95ZM117 16H118V18L116 19L115 17H117ZM135 16H136L137 19L134 18ZM146 16H145V19H146ZM255 16H256V15H255ZM109 17H110V16H109ZM99 18H98V19L96 18V19L99 20ZM102 18H103V17H102ZM151 18H152V19H151ZM169 18H170V19H169ZM207 18H208V19H207ZM223 18H224V19H223ZM245 18L248 20V16L245 17ZM256 18H257V17H256ZM100 19H101V18H100ZM114 19H116V20H114ZM149 19H150V20H149ZM171 19H172V20L174 19L173 21L175 22V23H174L175 25H174L173 23H170V20H171ZM177 19H178V20H177ZM205 19H207L208 21H207V20L205 21ZM237 19H238V20H237ZM241 19L244 20V17H241ZM249 19H251V18H250V14H249ZM263 19H264V18H263ZM111 20H112V22H111ZM152 20L154 21V22H153L154 24L152 23ZM156 20H157V21H156ZM163 20H165V22H163ZM167 20H168V21H167ZM175 20H176L177 22H176ZM226 20H227V22H226ZM161 21H162L163 23H162ZM183 21H185V22H183ZM209 21H210V22H209ZM238 21H239V22H238ZM171 22H172V21H171ZM201 22H202V21H201ZM201 22H200V23H201ZM204 22H205V23H204ZM237 22H238V23H237ZM246 22H247V21H246ZM263 22H264V21H263ZM117 23H118V24H117ZM206 23H207V25H205ZM244 23H245V22H244ZM178 24H180L181 26H183V28H182L181 26H179ZM228 24H229L230 26H228ZM239 24H240V25H239ZM258 24H259V25H258ZM173 25H174V29H173ZM176 25H178L179 27L182 28L181 31H180V28H178V29L176 28ZM209 25H210V26H209ZM211 25H212L214 28H216V27L218 28V26H219V28H220V27L223 26L222 29H220V31L223 30L225 35H224V34H221V35H224V37H225L227 40H229V42H228V41H225V40H224V37L221 36L218 32H216V31H217V30H216L217 28L214 29V28H212ZM216 25H217V26H216ZM143 26H144V25H143ZM143 26H140V27L142 28ZM206 26H207V27L209 26V28H206ZM224 26H225V27L228 26V27H226V28H228L227 31L224 29ZM232 26H233L234 29H238L239 32H237L238 30L235 31V32L232 31L231 29H233V28H230V27H232ZM242 26H243V25H242ZM144 27L146 28V26H144ZM151 27H152V26H151ZM245 27H246V28H245ZM247 27H248L249 29H248ZM145 28H144L143 31L146 32V29H145ZM149 28H150V27H149ZM149 28H148V30H147L149 33H145V32H144L145 35L147 34V36H148V35H149V36H153V35H155V34H158L157 31H156V33H155V30H152V31H151V30H149ZM157 28H158V27H157ZM159 28H161V27H159ZM188 28H189V27H188ZM211 28H212V30H211ZM219 28H218V29H219ZM242 28H243V29H242ZM244 28H245L246 30H247V29H248V30L251 29V30H250V31H246V30H244ZM170 29H171V31H170ZM207 29H208L210 32H208ZM229 29H230L231 31H228ZM240 29H241V30H240ZM166 30L169 31V33H168ZM172 30H173V31L175 30L176 32L174 31V33H173ZM213 30H216V31H213ZM242 30H244L245 32H247L246 34H249L250 36H248V35L245 36V32H241ZM259 30H260V31H259ZM153 31H154V32H153ZM164 31H165V32H164ZM179 31H180V32H179ZM218 31H219V30H218ZM251 31H252V32H251ZM137 32H138V33L140 32L139 34H141V35L143 34V33H141L142 31H136V33H137ZM171 32H172V33H171ZM214 32H216V33H215L216 36H215V35L213 36ZM229 32H231V34H230ZM138 33H137V34H138ZM159 33H160V31H159ZM163 33H162V34H163ZM170 33H171V35H169ZM183 33H184V32H181V35H182ZM185 33H186V32H185ZM185 33H184V34H185ZM211 33H212V34H211ZM222 33H223V32H222ZM228 33L230 34V36H228V35H229ZM238 33H240V34L242 33L241 35H243V36H241V35L238 34ZM178 34H177V36H174L173 38H174V39H178V36H179ZM217 34H219V35L221 36V38L218 39L219 36H218ZM232 34H233V35H232ZM145 35H144V36H145ZM181 35L179 36V37H180V43L177 41L178 44L176 43V45H175L174 42H173V41H174L173 38L170 37V39H169V38H167V36H166L165 38H166L167 40L164 38V42L166 43L165 45H167V46H169V47L165 46V50L170 51V53H172V52H175L176 49H178L177 46L179 47V45H182L183 47H182V46H180V47H181V48H184V45H183V43H182L183 40H187V41H188L189 39H188V38L185 39V38H184L183 36H181ZM234 35H235V36H234ZM237 35H239V37L241 36V37H240L241 39L239 38L240 40H238V38H237V39L235 38V37H238ZM231 36H232V37H231ZM244 36H245V37H244ZM175 37H176V38H175ZM213 37H214V39H212ZM227 37H229V38H227ZM233 37H234V38H233ZM243 37H244V38H243ZM161 38H162V37H161ZM161 38H159V39L161 40ZM182 38H183V39H182ZM242 38H243V39H242ZM245 38H246V39H245ZM250 38H251V39H250ZM171 39H172V42H173V43L171 42ZM181 39H182V41H181ZM208 39H209V40H208ZM222 39H223L225 42H224ZM248 39H249V40H248ZM162 40H163V39H162ZM165 40H166V41H165ZM178 40H179V39H178ZM220 40H221V41H220ZM233 40H234V41H233ZM254 40H255V41H254ZM257 40H258V41H257ZM263 40H264V39H263ZM154 41H156V39H154ZM169 41H170L171 43H170ZM175 41H176V40H175ZM219 41L222 42V44H221V43H217V42H219ZM235 41H236V42H235ZM244 41H245V42L249 41V43H251V44H250V45H247V44L244 45V43H245ZM252 41H253V42H252ZM168 42L170 43V45L167 44ZM185 42H186V41H185ZM185 42H184V44H185ZM233 42H234V43H233ZM239 42H241V43H239ZM255 42H258V43L261 42L263 45L260 44V46H261V47H260V46H259L257 43H255ZM181 43H182V44H181ZM238 43H239V44H238ZM242 43H243V45H242ZM223 44H224V45H223ZM235 44H236L237 46H236ZM174 45L176 46V49H175ZM209 45H210V46H209ZM220 45H221V46H220ZM257 45H258L260 48L257 47ZM180 47H179V48H180ZM255 47H256L257 49H256ZM153 48H154V46H151V45H150V48H149V49H153ZM166 48H167V49H166ZM172 49H173V50H172ZM174 49H175V50H174ZM198 49H197V51H198ZM205 49H206V50H205ZM214 49H215V50H214ZM220 49H221V50H220ZM222 49H223V50H222ZM171 50H172V52H171ZM262 50H264L263 47H262ZM200 51H201V52H200ZM242 52H243V54H242ZM245 52H247L248 54L245 53ZM251 53H252V54H251ZM253 53H255V56H254ZM256 53H257V54H256ZM221 54H223V55H221ZM258 54H259L260 58L263 59V61H261L260 58L256 59V57H259V56H257ZM260 54H263V55H260ZM243 55H244L245 57H244ZM214 57H215V59L217 58L216 61H214ZM241 57H243L242 60H241ZM251 57H252V59H251ZM197 60H198V59H197ZM218 60L220 61V63H219ZM224 60H225V61H224ZM243 60H244V61H243ZM256 60H257L258 62H257ZM254 61H255V62H254ZM221 62H222V64H224V65H221ZM247 62H248V63H247ZM213 63H212V64H213ZM253 63H254V64H253ZM212 64H211V65H212ZM226 65H227V66H226ZM212 66H213V65H212ZM238 66H239V67H238ZM216 67H215V68H216ZM238 68H239V69H238ZM224 69H225V70H224ZM222 70H224V71H222ZM218 71L216 72V70H215V73H218ZM221 71H222V72H221ZM223 74H224V73H223ZM226 74H224V75H226ZM224 79H225V80H224ZM228 79H229V80H228ZM232 79H233V81H232ZM239 79H240V80H239ZM226 80H227V81H226ZM263 81H264V79H262V78H261V79H258V80H256V81H255V80H254V81L252 80V82H256V83H261V82H263ZM244 89H245V88H244ZM245 114H246V115L244 116L245 121H246V119L249 121V122H247V123L254 122V120L251 121V118H248V117H247L249 113H245ZM250 114H251V113H250ZM249 116H251V115H249ZM252 119H253V117H252ZM252 127H254V128H252ZM256 127H257V126H254V124H251V125L248 124V126L244 127L243 130H244V131H251V130H254V129L257 130ZM251 128H252V129H251ZM255 130H254V131H255ZM146 137H147V136H146ZM149 137H150V136H149ZM149 137H147V138H148V141H149ZM151 137H152V136H151ZM147 138H146V139H147ZM143 139H145V138L143 137ZM154 139H155V138H154ZM154 139H153V141H154ZM141 140H142V139H141ZM141 140H140V141H141ZM136 141H138V140H136ZM146 141H147V140H146ZM148 141H147V142H148ZM138 142H139V141H138ZM141 142H143V141H141ZM147 142H146V143H147ZM139 143H140V142H139ZM132 144H134V143H132ZM132 144H131L130 147L134 146V145H132ZM137 144H138V143H137ZM143 144L147 146V144H145V143H143ZM148 144H149V146H147V147H149L148 150L150 151V157H148V161H149V158H151L152 156H154V157L151 158V159H152L155 163L153 164V163L150 162V163L152 164V165H151L148 161H144L145 158H147L146 156H145V158H143V156H142V158H141L142 160L139 159V160H141V161L138 160V163H141L142 161H144V162H148V163H144V162L141 163L143 166L145 165V168H144V169H145V174H144L145 179H143V180H141V177H140V176L144 177L143 174L141 173L142 175H139V174H140L139 172H140V170H141L143 167H142L141 165H138L137 162H136V165H135V163H134V162H135V159H133L134 162H132L133 160L130 158L131 156H130V157L128 156V158H130V162H129V161H127V162H129V163L126 162V164H127V166H128V167H127L126 164L124 163L125 161H122V160H121V161H122V162H121V161H118V159L115 158L117 155H119V154H117V152H116V153L114 152L115 155H116V156L114 155V158H113L114 160L111 158L112 160H111V161H108L107 163H105V162H106L107 160L110 159V158H108V157L110 156V154H107V153H106L107 155L104 156L105 154L102 153L104 157L102 156V157H100V158H102V159L105 158L104 160H106V161H104V160L101 159V160L99 161L100 163L98 164L99 167H97V164H96V163L94 164V162H92V161L95 160V159H93L94 157L92 156V154L89 153V152H91V153H96V149H93V147H92V148H91V151H89L90 148H89V149L85 148V149H87V151H85V153L88 152V155H87V154H86V155H87V156H91V158L93 157L92 159L90 158V159L92 160L91 163L94 164L93 166H96L95 168L92 169V168H91V167H93L92 164H91L90 162H88V163L91 164V167H89L90 165H89V164H86L87 162H86V160H85V158H86V156H85V158H84V157L82 158V159L85 160V164H84V161L82 160V161H83L82 163L84 164L83 166H86V165H87L88 168H91V169H92V170H91V169H88L87 167H85V170H90L91 173H94L95 170H96L97 168L101 169L100 167H103V164H105L106 166H108L109 164H111V165L109 166L110 169L104 165V169L107 168V169H108V170L106 169L107 171L105 170V171L103 172L102 170H100V172H103L104 174H103V173H102V174L99 173V172H98L99 169L96 170V172H98V173L101 175L100 178H101V177H103V179L105 178V181H104V182H105V183H104V188H105V190H106V192H105L106 194H105V195H106L107 198L109 199V201H110L109 203H111V205H114V203H116V204L114 205L115 207H117V211H118V212L115 211L116 213L112 212V210H116V209H114V207H113V209H112L111 205H110L109 209L111 208L112 210H109V209H108L109 203L107 202V198H106V196H105L104 194H103V196H104V198H105L106 200H104L103 197H102L103 199H102V198H101V199L104 200L103 204L105 205V207H104L103 205L101 206V204L98 206V201H99V198L101 197L102 194L100 195L99 198L97 197V194H100V193H101L100 190H101V188L103 187V185L101 186V188H100V190H99L100 193H99V192L97 193V191H96V189H97V188H96V185H95V186H92L93 182H91V181H90L91 179H89V176L92 175L91 173H90V174H91V175H90V174H88V172L86 171L87 173H86V172H85V173H86L87 175H85V173H84L85 170H84V171H83V174H84V175H82V176H83V177H82V176H81V173H79V170L82 172L83 166H82V169H80V166H81V165H80V166H79V170H78L77 167L75 166L76 163L74 164V167H73L72 164H71V166H72L73 168H72V167H71V168L69 167L68 164H70V162H72V161L75 159V156H74V158L71 156V159L73 158V160L69 162V160H65V161H64V158H66V159L69 158V159H70V156H69V157H66V156H64V154H63V155H62L63 157L60 158V159H63L62 161H64V163H66V161H67V163L69 162L68 164H66V165H67V169H66L65 172H64V171H63V168H61V169H59V167H57V168H58V170H60V171L62 170V171L65 173V176L67 175V177H68L69 179H72V180L74 179V177L77 176V175H76L77 173H76L75 175H74L73 173L78 171V173L80 174V175H79V174H78V175L81 176V178L79 179V178H78L79 176H77L76 179H74V180L76 181V184H75L74 180H73V182L71 181L73 184H72L71 182H70V183H71L72 185L69 183L70 186H71V188H70L69 184H68V186L65 185V179H63V182H62V184L64 183L63 185H65V187H64L62 184H60V183H61L60 180L56 181V180L53 179L52 181H53V184L57 183L59 186L61 185V187H62V188H60L59 186L56 187V184L54 185L55 188H56V190H57V192H58L59 189H61V191L58 192L59 196H60V194H61V196L63 197V195H64L63 190H64V189H68V190H69L68 193H65L66 197H68V199H69V200H68V199L66 198L68 201H70V202L73 201L74 203H75V201H76V203H77V202L80 200V201H79L80 203H79V202H78V203H79V204L82 203V204H81L82 207L80 208L81 205H79V207H78V204H77V207L74 206V208L76 207L77 210H79V211L81 210V213H82V214H81V217H82V218H81L80 216L76 218V215H77V214H80V212H77L76 210H75V212L77 213L76 215H75V213H72L74 216H71V215H70L71 212H72V211H71L72 209H73V212H74V208L72 207V209H71V205H69V204H71V203L69 202V204H68V202H67V200L65 199V197H63V198H64V199H63L62 197H59V198H58V197L56 196V197H55V203H54L53 199H50V200H48V201H46V200L44 201V197H45V194H44V193H47V192H46V191L41 192V191L44 190V188L47 190V188H46V187H43V186L47 185V187L49 188L50 191H51V190H55L54 187H53V185H51L52 183L50 184L49 181H47L48 183L45 182V185H39V183L36 182V180H35L36 178L33 179L35 182H34L33 180H31V179H22L24 182H22V180H21V181H18V183H15V182L12 183V181H11V183L9 182L10 184H9V183H6L8 186H10V185L12 186L14 183H15V184H14L15 186H17L18 184H19V186H20V185L22 186V185H23L22 183H25V187H24V185H23L22 187L24 188V191H25V190H26V191L28 190V192L25 193V192H23V189H19V190H17V187H16V188H15V187H12L14 190L16 189V190H15L16 192H12V191H14V190H11V193H12L13 196L10 195V191H8V193L6 192V195H5V198H6V199L4 198L7 202H6L4 199H2V200H4V201L6 202L5 205H7V206H5V208H7L8 211L4 209V210H5L4 213H7L5 216H4V213H2L3 211L0 213V225H1L0 230H3V231H1V232H3V233L0 232V233H1V234H0V235H1V237H0V238H1L0 241L2 240L3 243H4V241H5V244H4V245L6 246V248H5V246L3 247L2 242H0V250H1L2 252L7 250L6 252H7L8 254H7V253L5 254L7 257H6V256H3V254H4L5 252H3L2 255H0V257H1L0 259L2 260V262H1V260H0L1 264H12V263H13L12 260H14V261H15V259H18V260H19L20 258H21V259L23 258L25 261H28V258H29L30 256H32V255H33V257H32V261H29L30 264H33V263H34V264H41V263H42V264H49V263H51V264H74V263H75V264H76L77 261H78V263H79V261H80V259H81V258L78 259L77 257L80 256V253H81V256H82V253H83V251H81L82 248H83V250H84V246L87 247V246H88V243H89V245H91V246H90L91 249L89 250L90 247H89V248L87 247V249L85 248L86 251H88V252H89V251H92V252H93V250H95V251L97 250L98 253L100 252V253H99V256H102V255H103L102 253L104 252V250L98 247V249H99V251H98V249L96 248L97 246L100 245V247H101V246H102V247H105V249H106V253H107V256L104 255V257L108 258L111 264H112V263H116V261H117L118 264H120V263H121L122 261H124V260L119 261V262H120V263H119V262H118L119 259L121 260V259H123V258H126V257H129V256H130V254H129L128 256L125 254V257L122 256L125 252L127 253V251H125V250H130V253H131V250L133 249L132 247L134 246V244H131V245H133V246L131 247V245H130V246L128 245V244H130V243H127L126 245H128L130 248L127 246V247H125L126 249H123V245L125 246V244H123L122 242L124 241L123 238L126 237V236H125V232H126V235L129 233V235H130L129 238H130V237H133L132 234H133L134 232H137V231H140V233L138 232V233H139L138 235H137L136 233H134V235L136 234V235H135V238H138V236H140V238H141V237H142L141 235L144 236V234H146V237L149 239V241H147V242L149 243L148 245H151V246H149V249H150V250L148 251V253H146V250H145V249L148 248V247H147L146 244L142 245V244H143V242H142L143 239L141 240L140 245H135V247L138 246V252H137V250H136L137 247L134 249V250H135L134 252L139 253V256L142 255V258H143V261H144V262H143V261L140 262V260L142 259V258L140 257V258H138V261H139L140 263H134L135 261L132 260L133 257L130 256V258H132V259H131L132 264H141V263H142V264H143V263H144V264H150V263L152 262V260H153L151 257H155V256L158 257V255H159V253H157L156 251H154V248H153V247H156V246H157V248H156L155 250H157V249L159 250V248H161V249L163 248L162 251H165V253H167V250L165 249V246H167V245H164V244H162V243H161V244L158 243V245L155 244V243L158 242V240H156V239L159 237V238H160L159 240H165L164 243H165V242L168 243V242H167L168 239H170V240L172 239L173 243L176 242V241L178 242V240L175 238V236H171V237L168 238V234H169V232H168L167 234H165L164 231H163L164 229H167V227L163 229V226L165 227L166 225H165V224H163V225L161 224V227H162V228H161V227H160V224H158L157 222H159L158 220H161L163 217H165V214H163V213H166L165 211L168 210V206H169V204H170V200L172 199L173 193H174L175 197L178 198V199H177V198L174 199V201L177 200V201H175L176 203L174 202V204H175L174 206H175V208H176V204L179 202V197L181 198V196H182V194H181L182 192L179 193L180 186H179V188H178V187H177V183H176V181L179 183L180 180H179V178L174 179V177H173V180H174V181H172V183L169 182L170 179L172 178V175H168V174H166V171L168 172V170H169L168 164L166 163V159H167L166 157H167V153H168V150L166 149V147H164V146H161V147H160V146H159V147L161 148V150H160V149H155V147H153L154 144H152L151 139H150V141H149ZM129 145H130V144H129ZM139 145H140V144H139ZM139 145H138V146H139ZM141 145H142V144H141ZM115 146H116V148H117V145H115ZM119 146H120V145H119ZM122 146H123V145H122ZM124 146H126V145H124ZM135 146H136V145H135ZM142 146H143V145H142ZM142 146H141V147H142ZM146 146H144V148H143L144 150H142L143 152L145 151L144 154L142 153L143 155H145L146 152H148V151H146V149H147ZM157 146H158V145H157ZM157 146H156V147H157ZM100 147H101V146H100ZM100 147L98 146V148H100ZM106 147H107V150H110V149H111V148L109 149L108 146H106ZM106 147H105V148H106ZM113 147H114V146H113ZM120 147H121V146H120ZM120 147H119V149H120ZM71 148L73 149L74 147H71ZM95 148H96V147H95ZM105 148L102 147V152H103V149L106 150ZM114 148H115V147H114ZM116 148H115V149H116ZM121 148H122V147H121ZM123 148H124V147H123ZM135 148H136V147H135ZM153 148H154L155 150H160V151H159L160 153L163 152L162 155H161L160 153H159L160 155L157 154L158 151H157V153L155 152V150L153 151ZM162 148H163V149H162ZM76 149H77L78 151H77ZM76 149H75V151H73V154H75V152H77V154L80 153V154L78 155V156H80L84 149L81 150V148H80V150H79L77 147H76ZM124 149H125V150H124ZM124 149H123V150L120 149V150H122V152H123V151H126V150L128 149V146H127V149H126V148H124ZM137 149H138V148H136V152L138 151ZM55 150H56V149L53 150V152H54V153H53V154H54L53 156H55L56 153H58V155H59L60 152H58V151L55 152ZM92 150H95V152H92ZM99 150H100V149H99ZM134 150H135V149L133 148V151H134ZM37 151H39V150H37ZM43 151H44V150H42V151L40 150V151L37 152V153H41V152H43ZM80 151H81V152H80ZM112 151H114L113 148H112L111 151H109V152H111L112 154H114ZM117 151H118V149H117ZM129 151H130V150H129ZM131 151H132V150H131ZM131 151H130V152H131ZM61 152L65 153L66 151H65V152H64V151H61ZM71 152H72V151H70V153H71ZM78 152H79V153H78ZM98 152H99V151H98ZM104 152H105V151H104ZM106 152H108V151H106ZM120 152H121V151H120ZM154 152H155L156 156H155ZM68 153H69V152H67L66 154H68ZM131 153H132V152H131ZM131 153H128V155H130ZM138 153L141 154L140 151H138ZM77 154H76V156H77ZM89 154H90V155H89ZM97 154H100V152L97 153ZM102 154H100V156H101ZM122 154H124V153H122ZM126 154H127V152H126ZM142 154H141V155H142ZM148 154H149V152H148ZM148 154H146V155H148ZM69 155H70V154H69ZM71 155H72V153H71ZM84 155H85V154H84ZM136 155H137V153H136ZM141 155H140V157H141ZM157 155H158V156H157ZM82 156H83V155H82ZM82 156H81V157H82ZM94 156L96 157V155H94ZM107 156H108V157H107ZM112 156H113V155H112ZM120 156H121V153H120ZM125 156H126V155H125ZM133 156H135V154L132 155V157H133ZM55 157H57V155H56ZM55 157H52V160L54 159V160H53V163H54V164H56V161H58V160L55 161V159H56ZM59 157H60V156H59ZM81 157H80V158H81ZM122 157H123V155L120 157V159H122ZM135 157H136V156H135ZM135 157H134V158H135ZM140 157H138V155H137V159L140 158ZM57 158H58V157H57ZM78 158H79V157H78ZM80 158H79V159H80ZM87 158H88V157H87ZM87 158H86V159H87ZM100 158L97 157L96 162H97ZM118 158H119V157H118ZM126 158H127V157H126ZM161 158H162V159H161ZM163 158H164V159H163ZM165 158H166V159H165ZM60 159H59V161H61ZM76 159H77V158H76ZM90 159H87V160L89 161ZM120 159H119V160H120ZM123 159H124V157H123ZM151 159H150V161H152ZM157 159H158V160L161 159L162 163H160V161H158ZM80 160H81V159H80ZM125 160H127V159H125ZM163 160H165V162H163ZM59 161H58V162H59ZM75 161H77V160H75ZM101 161H102V162H101ZM112 161H113V162H112ZM114 161L117 162V165H116V163H115ZM136 161H137V160H136ZM78 162H79V160H78ZM110 162H111V163H110ZM59 163H60V162H59ZM72 163H73V162H72ZM80 163H81V162H80ZM97 163H98V162H97ZM102 163H103V164H102ZM108 163H109V164H108ZM119 163H122V166H123V164L126 166V167H125V166L123 167V168H125V170H127V168H129V166H131V167H130L131 169H132V166L134 167V165H135V167H134L135 169L138 168V167H136L137 165H138V166H141V169H140V168H139V169H136V170L139 171V172H137V175H138V176H136L137 179H136V177H134V176H135L134 174H132V175H128V174H127V175L130 176V177H128L126 174H124V176H127V177H125V178H124L125 180H123V177H122V175L120 176V173H119V176L122 177V180L120 179V177L118 178V174H117V175L115 174V172H116L115 170L118 168L117 166H119V167L121 166V164H119ZM130 163H131V164L133 163L134 165H128V164H130ZM61 164L63 165V162H62ZM61 164H60V165H61ZM100 164H101L102 166H100ZM118 164H119V165H118ZM58 165H59V164H58ZM64 165H65V164H64ZM64 165H63V166H64ZM56 166H57V165H55V167H56ZM115 166L117 167L116 169L113 168V167H115ZM146 166H148V169L146 168ZM153 166H154V170L151 171L150 169L153 168ZM60 167H62V166H60ZM68 167H69L70 169H68ZM105 167H106V168H105ZM167 167H168V168H167ZM120 168H122V167H120ZM120 168H119V170H120ZM134 168H133V170H134ZM155 168H156V169H155ZM94 169H95V170H94ZM104 169H103V170H104ZM167 169H168V170H167ZM58 170H57V171H58ZM68 170H69V172H68ZM73 170H74V171H73ZM117 170H118V169H117ZM119 170H118V172H119ZM148 170H149L150 172H149ZM163 170H165V172H164ZM71 171H72V172H71ZM92 171H94V172H92ZM122 171H124V169H123ZM134 171H135V170H134ZM154 171H156V173H155ZM63 172H62V174H63ZM106 172H107V174H108V172H109V174L106 175ZM120 172H121V170H120ZM128 172H129V170L127 171V173H128ZM141 172H144V170H142ZM71 173H72V174H71ZM129 173H131V171H130ZM132 173H134V172L132 171ZM135 173H136V172H135ZM146 173H147V174H146ZM57 174H58V173H57ZM95 174H96V173H95ZM114 174H115V176H116L118 179L121 180L120 183H118V182H117V184L114 183V180H115V179L117 180V178H116L115 176H114L115 178L113 179L112 176H113ZM149 174L152 175V177H155V176H157L156 174H158V177H156V178H159V179L162 178L161 180H162L163 182L166 181V183H165L166 185H171V186H172V185L175 184L177 190H176V188L174 189L173 186H172V187H171V186H166L165 184L160 183V182H162L161 180H160V181H159V180H156L155 178H152L151 176H149ZM164 174H165V175H164ZM70 175H74V177L72 176L73 178H72V177L70 178ZM96 175H98V174H96ZM102 175H103V176H102ZM104 175H105V176H108V177L106 178V177H104ZM133 175H134V176H133ZM60 176H61V172H60V174H59V178H58V179H60L61 177L64 178L63 176H61V177H60ZM93 176H94V175H93ZM93 176H91V178H96V179H92V181H94V183H95L96 180H97V181L99 180V179H98L99 176H96V177H95V176L93 177ZM56 177H57V176H56ZM56 177H55V179H57ZM67 177H66V178H67ZM85 177H86L87 179H82V178H85ZM138 177H139V179L141 180V182L139 181ZM170 177H171V178H170ZM68 178H67V179H68ZM77 178H78V179H77ZM163 178H164V179H163ZM41 179H43V181H40ZM69 179H68V181H69ZM106 179H107V180H106ZM111 179H112L113 181H111ZM128 179H129V180H128ZM150 179H151V180H150ZM166 179H167L168 181H167ZM26 180H27V181H26ZM29 180H30V181H29ZM38 180L40 181L41 184H42L44 181H46V179H44V178H38L37 181H38ZM78 180H80V181L78 182ZM147 180H148V181H147ZM153 180H154V183H152L153 185H152V184H148V185H151V186H147V183H150L151 181L153 182ZM171 180H172V179H171ZM25 181H26V182H25ZM31 181H33V182L31 183ZM66 181H67V180H66ZM88 181H89V183L91 182L92 184L90 185V184L88 183ZM97 181H96V182H97ZM102 181H103V180H101L100 182H97V183H95V184L101 183ZM107 181H108V182H107ZM110 181H111V182H110ZM124 181H126V183H125ZM144 181H145V182H144ZM149 181H150V182H149ZM16 182H17V181H16ZM54 182H55V183H54ZM123 182H124V183H123ZM128 182H129V183H128ZM27 183H28V184H27ZM81 183L84 184L86 191L89 192V195H90V196H89L88 193L86 192V195H87L89 198H87V196H85L84 199L87 198V200H86V201L84 200V202H83V198H82V196H84L85 194H84V195L82 194V193H84L83 191H78L80 188H78V186H76L77 184H78V185H79V184L81 185ZM112 183H113V187H114V189H113V187L111 186ZM121 183H122V184H121ZM127 183H128V184H127ZM134 183H135V184H134ZM16 184H17V185H16ZM26 184H27L28 187L26 186ZM29 184H30V185L32 184L31 186H32L34 189H33V188H30L31 186L29 187ZM36 184H37L38 186H40V190H39V187H38V186H36V188L34 187ZM43 184H44V183H43ZM88 184H89V186H88ZM101 184H102V183H101ZM115 184H116V185H115ZM138 184H139V185H138ZM142 184L146 185V187H148V188H141V186H143ZM179 184H180V183H179ZM14 185H13V186H14ZM49 185H50V187H49ZM80 185H79V186H80ZM108 185H109V186H108ZM21 186H20V187H21ZM51 186L53 187L52 189H50ZM86 186H87V187H86ZM91 186L93 187L92 190H95V191H96V192L94 191L95 194L93 193V194L95 195V196L93 195V197L95 198L94 203H93V199H94V198H92V196H91L92 193L90 194V192H93V191H92V190H91V191H88V190H90V187H91ZM98 186H99V185H97V187H98ZM152 186H153V187H152ZM26 187L29 188V189H27ZM41 187H42V190H41ZM68 187H69V188H68ZM74 187L76 188V190H77V188H78V190H77L78 193H75L76 197L73 196V195H74V192H76ZM92 187H91V188H92ZM94 187H95L96 189H95ZM143 187H144V186H143ZM155 187H156V188H155ZM159 187H160V188L162 187L161 190H158ZM166 187H168V188H166ZM57 188H58V189H57ZM72 188H73V189H72ZM104 188H103L102 191H104ZM110 188H111V192H112L113 194L110 192V190H109ZM120 188H121V189H120ZM128 188H129V189H128ZM134 188H135V190H134ZM9 189H11V187H9ZM87 189H88V190H87ZM98 189H99V188H98ZM98 189H97V190H98ZM136 189H139V190H136ZM21 190H22V193H23V194H21ZM112 190H113V191H112ZM19 191H20V192H19ZM30 191H31V192H30ZM39 191H40L41 193H39ZM47 191H48V190H47ZM127 191L130 193V195H127V194H126V193H128ZM180 191H181V190H180ZM17 192H19V193H17ZM51 192H52V191H51ZM125 192H126V193H125ZM13 193H15V194L17 193V195H15V194H13ZM37 193H39V194H37ZM48 193L51 194L50 196H51V198H53L52 196L55 195V194H53V193H56V192L53 191V193H50V192H48ZM102 193H103V192H102ZM27 194H28V195H27ZM58 194H57V195H58ZM71 194H73V195H72V196H73V199H72V197H70ZM77 194H79V196H78ZM151 194L154 195V196H152ZM7 195H8V196H7ZM18 195H20V196H18ZM33 195H35V198L33 197ZM37 195H38V196H37ZM41 195H42V196H41ZM43 195H44V197H43ZM113 195H114V196H113ZM121 195H122V196H121ZM126 195H127V197H125ZM143 195H146V196H143ZM11 196H12L13 198H12ZM14 196H15V197H14ZM23 196H24V197H23ZM25 196L27 197V199L25 198ZM28 196H29V197H28ZM30 196H31V197H30ZM40 196H41V198H40ZM98 196H99V195H98ZM123 196H124V197H123ZM150 196H151V197H150ZM160 196H161V198H160ZM8 197H10V198H8ZM21 197H22V198H21ZM46 197H47V196H46ZM69 197H70V198H69ZM78 197H79V198H78ZM90 197H91V198H90ZM129 197H130V198H129ZM156 197H157V198H156ZM7 198L10 199V201H9ZM24 198H25V199H24ZM38 198H39V199H38ZM61 198H62V199H61ZM75 198H76V199H75ZM120 198H121V199H120ZM28 199H29V200H28ZM42 199H43V200H42ZM45 199H46V198H45ZM70 199H71L72 201H71ZM89 199H90V200L92 199V200L89 201ZM96 199H97V200H96ZM101 199H100V200H101ZM111 199H113V200H111ZM124 199H126V200H124ZM163 199H164V201H163ZM27 200H28V201H27ZM62 200H63V201H62ZM64 200H65V202H67V203H65ZM102 200H101V201H102ZM121 200H122V202H121ZM25 201H26V202H25ZM49 201H50V203H49ZM88 201H89L91 204L88 203L86 206H84ZM105 201L108 203V205L106 204ZM115 201H116V202H115ZM119 201L121 202V204H120V203L117 204V202H119ZM13 202H14V203H13ZM59 202H60V203H59ZM85 202H86V203H85ZM159 202H160V204H159ZM45 203H46V204H45ZM61 203H62V205H60ZM99 203H100V202H99ZM101 203H102V202H101ZM123 203H124V204H123ZM156 203H157L159 206H160V205L162 206V208H161V206L159 207V208H161L162 211H160V212H162V213H161V214L158 213V214L160 215L159 217H161V219H159L158 217L154 216L155 213H154V214L151 213V214H153V216H154V217L152 216V219L155 218L154 222H155L156 219L158 218L157 221H156V223H157L158 225L155 224L156 226L154 225V223L152 224L153 221H152V222H151V221L148 222L149 224H150V222H151V224L154 225L153 228L150 227V228H151L150 231L153 230V231H154L153 233H156V235H155V234H152V235L157 236V238H154V239H153L154 236L151 237V236H152L151 233H150V235H151V236H150L149 233L146 231V230L149 228V226H148L149 224L145 225L147 222L145 223L144 220H142V218L146 217L147 215L145 216V214H144V217H143V216H142V217H138V215L140 216V211H141V210H140V207H141V208H143V209L146 210V212H147V214H148V216H149L150 213H148V212H149V208H147V206H148V205L151 206L152 204H153L152 206H154V204H156ZM161 203H163L165 206L162 205ZM64 204H65V205H64ZM72 204H73V203H72ZM83 204H84V205H83ZM140 204H141V205H140ZM147 204H148V205H147ZM63 205H64V206H63ZM66 205H68V206H66ZM73 205H76V204H73ZM73 205H72V206H73ZM88 205H89V207L91 208L90 211L93 209V210H92L91 212H89V213H87V211H89V209L87 208ZM122 205H123V206H122ZM145 205H146V206H145ZM65 206H66V207H65ZM69 206H70V208H68ZM91 206H92V207H91ZM156 206H157V205H156ZM177 206H178V204H177ZM24 207H25V208H24ZM58 207H59V208H58ZM64 207H65V208H64ZM83 207H84V208H83ZM99 207H100V208H99ZM106 207H107V208H106ZM118 207H119V209H118ZM121 207H122V208H121ZM134 207H135L136 209L139 208V209H137L138 212H137V210H136ZM148 207H149V206H148ZM157 207H158V206H157ZM165 207H166V209H165ZM78 208H80V209H78ZM85 208H87V209H86L87 211H86V210L84 211ZM104 208H106V212H105V209H104ZM152 208H153V207H152ZM155 208H156V207H155ZM159 208H158V209L156 208V209H157V210H160ZM49 209H50L51 211H49ZM63 209H64V210H63ZM100 209H102V210H100ZM107 209H108V210H107ZM130 209H131V210H130ZM133 209H134V210H133ZM150 209H151V207H150ZM153 209H154V208H153ZM153 209H152V212H154V210H155V209H154V210H153ZM163 209H164V210H163ZM26 210H27V211H26ZM33 210H34V211H33ZM103 210H104L105 214H109L110 212H112V213H114V215L110 213V214H109L110 217H109L108 215H105V214H101V213H99V211H100V212H101V211L103 212ZM65 211H66V212H65ZM67 211H69L70 213H69V212L67 213ZM82 211H84V212H82ZM150 211H151V210H150ZM49 212H50V213H49ZM55 212H56V213H55ZM62 212H63V213H62ZM93 212H94L93 215L90 214V213H93ZM142 212H145V211L142 210ZM146 212H145V213H146ZM158 212H159V211H158ZM43 213H44V214H43ZM66 213H67V214H66ZM83 213H84V215H83ZM133 213H134V214H133ZM135 213H136V214H135ZM138 213H139V214H138ZM37 214H38V215H37ZM54 214H56V215H54ZM60 214H61V215H60ZM115 214H116V215H115ZM119 214H120L121 216H123V215H124V216L121 217ZM59 215H60V217H58ZM66 215H67V216H66ZM68 215H69L70 220L72 219V221H73V222L70 223V224H73V223L75 222V220H76V222H75V224H74V227H75V228L73 227V225H70V224H69V225H70L71 228H72V227L74 228V231L77 233V236H78V233H81V234H82V233H85V232H86V233H85V236H82L83 234H82V235L79 234V236H80V238H81V240L78 239L79 236H78V238H77V239L79 240V243H77L78 241L75 239V242L77 241L76 243H77V246L80 248V251L77 250L79 253H78V252H75V254H74V255H75L74 257H76V258L78 259L77 261H74V260H75L74 257L71 258L74 262H71L72 260L70 259V257H72L73 255H71V256H70V255H67V254H66V250H65V249L67 248V247H65V245L68 246L69 248H70V247H71V248L75 247V248H73V249H78V248L76 247V245L74 244V243H75V242H74V239H73V242L70 243V244L73 243L72 245H74V246L72 247V246H69L70 244H69L68 242H66V243H68V245L65 244V242L62 240V238H60V237H62V235H63V238H64V239H65V237L67 236L66 238L68 239V238L70 237V238H69V240H70V239L73 238V237L71 238V236L76 235V233H75V232L69 227V225L66 223V221L69 220V218L66 220V217H68ZM131 215H133V216H135V217L137 216L139 219H137V217L134 218V217L132 216V217L135 219V221H136V222H135L133 218H130ZM155 215H156V214H155ZM162 215H164V216H162ZM3 216H4V219H5V220H3ZM56 216H57L58 218H57ZM77 216H78V215H77ZM83 216H84L85 218H83ZM99 216H100V218L103 216V218H104V219L106 218L105 220L108 221V222H106V224H107L106 227H108V223H111V225H112L113 222L115 223V221H116V223H117V221L120 220V219H118V218L121 217V220L124 218V221H123L124 224H123V222H121V224H120L122 228L119 227L116 223L114 224L115 227H116V225L119 227V228L117 227V230L120 229L121 232L124 233V234H123V237L121 238V240L123 239V241L121 242V243H122V250L124 251V252L122 251L123 253H121V254H122L121 256H122L123 258H120V253H119L118 251H117L118 253L115 251L114 246H115V244H116L117 242L114 241V242H115L114 246H113V244H112V243H113L112 240L110 241L111 244H109V242H108L109 245H112V246H110V247L114 248V250H113L114 255L116 256V253H117V258H119V259H117V260L114 261V262H113L112 260L116 259V257L113 256L112 248H109V245H108V244L105 245V242H101L102 239H100V237H97V236H99V234L101 235V234H102V230H103V232H104V229H105V232L102 234V238H103V235H105V233L107 232V230H108V232H110V234L108 233V234L110 235V238H111V236H112V238H113V235H112L111 232L114 233V230L116 231V229H114V230H112V231L109 230L110 224H109V227H108V228H106L105 226L103 227L104 224H102V223H104L105 220H103L104 222L101 221L103 218H102L101 220H97L96 217H98V219H100ZM104 216H105V217H104ZM112 216H115V217H114L115 219H114ZM116 216H117V218H116ZM148 216H147V217H148ZM157 216H158V215H157ZM51 217H52V218L54 217L53 220H52V219L50 220ZM64 217H65V218H64ZM111 217H112V218H111ZM128 217H129V218H128ZM147 217H146V218H147ZM59 218H61V219H59ZM62 218H64V219H62ZM78 218H80V219H78ZM149 218H150V217H149ZM55 219H56L59 223L61 222L60 220H66V221H65V222H62V223L64 224V227H62V225H63L62 223L59 224V223L56 221V222L58 223V225L61 226V227H60V226L57 225V226H58V229H56V230H58L57 232H58L59 234H61V233H62V234H61V235H58L57 233H54V232H53V236H52V235H50L52 231L50 232V230L47 229V228L51 226V224H50L49 222H51L52 224H57L56 222H54ZM77 219H78L79 221H78ZM116 219H117V220H116ZM128 219H129V220H128ZM132 219H133V221H132ZM150 219H151V218H150ZM163 219H164V218H163ZM70 220H69V221H70ZM81 220H83V221H81ZM86 220H87V222H89V221L91 220V222L87 223ZM126 220H127V221H126ZM145 220H147V219H145ZM52 221H53V222H52ZM69 221H68V223H69ZM77 221H78V222H77ZM80 221H81V222H80ZM95 221H97V222H95ZM130 221L133 222V224H134L135 226H133V224H132ZM147 221H148V220H147ZM3 222L7 223L6 226L4 225L5 228H3V227H4L3 224H5V223H3ZM46 222H47L48 224H47ZM70 222H71V221H70ZM79 222L82 224V226H84V224H87V225L84 226V227H85V229H86V227H87L86 230H88V231L90 230V234H91V233H92V234H91V235H87L88 232H87L85 229H84V230H80L81 228H80V229H77V227L79 228V225H78V224H80ZM83 222H84V224H83ZM85 222H86V223H85ZM93 222H94V223H93ZM98 222H99V223H98ZM125 222H126V223H129V224L131 225L130 228H131V227H132V228L135 227V228H133V229L131 228V229H130V228H129V224H125ZM138 222H139V223H138ZM14 223H15V225H14ZM90 223H93V224L91 225ZM119 223H120V222H119ZM140 223H141V225H140ZM40 224H41L42 226H41ZM49 224H50V225H49ZM61 224H62V225H61ZM65 224H67L68 227H67ZM81 224H80V226H81ZM89 224H90V225H89ZM98 224H99V225H98ZM138 224L140 225V228H142V229L144 230V233H143V234H141V230H142V229L139 228ZM151 224H150V225H151ZM95 225H96V227H97L96 229L100 228L99 230L101 231V233H100L99 230H97V231L99 232V234H98V233L96 232V229H94L95 232H93L92 227L95 228ZM122 225H123V226H122ZM125 225L128 226V227H126V228H128V230L125 228ZM142 225H143V226H142ZM45 226H46V227H45ZM52 226H53V225H52ZM52 226H51V227H52ZM55 226H56V225H54V228L51 229V230H54V229H55ZM65 226H66V229H67V230L69 229L68 232L66 231V229H64ZM91 226H92V227H91ZM100 226H102L103 229H102V227H100ZM157 226H158V227H157ZM20 227H21V229H20ZM51 227H50V228H51ZM84 227H82V229H83ZM112 227H114V226L112 225ZM112 227H111L110 229H112ZM115 227H114V228H115ZM137 227L139 228V230H137ZM145 227H146V228H145ZM155 227H156L157 229H156ZM2 228H3V229H2ZM56 228H57V227H56ZM59 228H61V229L59 230ZM124 228H125L126 230L123 232L122 229H124ZM159 228H160V231H159V232L162 231L161 233H162V234L164 233L165 235H164V234L161 235V233H160V234H157V233H159V232H157V230H158ZM175 228H176V231H175V232L178 233L177 230H178L179 228H177V227H175ZM4 229H5L6 234H4V233H5V232H4ZM10 229H11V230H10ZM129 229L131 230L132 234H131V232H129V231H130ZM134 229H136V231H133ZM155 229H156V230H155ZM161 229H163V230H161ZM12 230H13V231H12ZM14 230H15V231H14ZM17 230H18V231H17ZM29 230H30V231H29ZM46 230H49V232H50V234H48L49 232L47 233L48 236L45 235V234H46V233H45ZM70 230H71V231H70ZM79 230H80L81 232H79ZM91 230H92V231H91ZM120 230H118V231L120 232ZM143 230H142V231H143ZM11 231H12V234L10 233ZM54 231H55V230H54ZM60 231H61V233H60ZM64 231H65V232H64ZM69 231H70V232H69ZM82 231H85V232H82ZM127 231H128V232H127ZM148 231H149V229H148ZM150 231H149V232H150ZM167 231H170V230H169V229H168V230H165V232H167ZM55 232H56V231H55ZM73 232H74L75 234H72ZM119 232H118V234H119ZM151 232H152V231H151ZM16 233H17V234H16ZM20 233H22V235H21ZM36 233H37V234H36ZM63 233H65L66 236H65ZM67 233H68L69 236L67 235ZM70 233H71V234H70ZM116 233H117V231L115 232V235H116ZM170 233H173V232H170ZM3 234L5 235V237H3V236H4ZM55 234H57V235H55ZM96 234H97V235H96ZM108 234H106L107 236H105V238H104L102 241H105V240H106V237H109ZM140 234H141V235H140ZM147 234H148V235H147ZM44 235H45V237H44ZM115 235H114V237H115ZM119 235H120V234H119ZM121 235H122V234H121ZM21 236H23V237L20 238ZM46 236H47V237H46ZM50 236H52V237H56V236H57V237H56V240H57L56 243H54L55 241H53L54 244H52V242H50V244H52V246L49 245V241H52L54 238L50 239V238H51ZM58 236H59V237H58ZM81 236H82V237H81ZM116 236H117V235H116ZM124 236H125V237H124ZM136 236H137V237H136ZM83 237H84V238H83ZM89 237L92 238V240L89 239L91 243L88 242L89 240H87ZM149 237H150V238H149ZM3 238H5V240H4ZM31 238H32V240L35 239V241H34L35 243H36L37 241H39V239H41L42 242H43V241L46 240V238H48L49 240L47 239L48 241H46V242H48V244H47V243H46V244H47V246H51V247H49V249H48V247H46V248L48 249V250H47V249L45 250V251H47V253H46V252H45V253L43 252V253L41 254L40 251H42V250H40V251L38 250V249H41V248H40V245H39V244L37 245V243H36V245H34L35 243H33V246H32ZM59 238H60V239H59ZM74 238H76V237L74 236ZM82 238H83L85 241L82 240ZM126 238L128 239V235H127ZM135 238H133L132 240L135 241L134 243H137L138 240L135 239ZM140 238H139V239H140ZM18 239H19V240H18ZM22 239H23L24 241H23ZM67 239H66V241H67ZM113 239L116 240V238H113ZM127 239H126V240H127ZM134 239H135V240H134ZM144 239H146V238L144 237ZM148 239H146V240H148ZM152 239H153V240H152ZM174 239H175V241H174ZM3 240H4V241H3ZM29 240H30V242H29ZM54 240H55V239H54ZM61 240H62V241H61ZM93 240H94V241H93ZM107 240L109 241V239H107ZM118 240H119V239H118ZM118 240H117V241H118ZM126 240H125V241H126ZM130 240H131V239L127 240L126 242H128V241L130 242ZM26 241H28L29 243L27 244ZM60 241H61V242H60ZM70 241H71V240H70ZM70 241H69V242H70ZM125 241H124V243H125ZM143 241H144V240H143ZM20 242H21L22 244H21ZM62 242H64V243H62ZM83 242H84V244H83ZM94 242L97 243V244H96L97 246L94 245L95 247L93 246V243H94ZM118 242H119V241H118ZM131 242H132V241H131ZM138 242H139V241H138ZM145 242H146V241H145ZM147 242H146V243H147ZM160 242H161V241H160ZM30 243H31V244H30ZM61 243H62V245L65 244L64 246H62V247H64L65 249H63V248L60 246ZM101 243H102V244H101ZM106 243H107V242H106ZM119 243H120V242H119ZM121 243H120V244L117 243V244L119 245V247H121ZM132 243H133V242H132ZM152 243L155 244V245H153ZM166 243H165V244H166ZM40 244L43 246V244H42L41 242H40ZM44 244H45V242H44ZM78 244H80V245L83 244L84 246H82V245L79 246ZM94 244H95V243H94ZM117 244H116V245H117ZM137 244H138V243H137ZM159 244H160V245H159ZM21 245H22V246H21ZM29 245L32 246V248L30 247V249H31V251H33L34 253H36L37 250L39 251V253L37 252V255L39 256V255L41 254V255H42V260L40 259L41 256H40L39 258L36 259V258H34L35 255H34L33 252H32L33 254H30L31 251H30L29 248H28ZM55 245H56V247H55ZM57 245H58V246H57ZM42 246H41V247H42ZM45 246H46V245H44V247H42L43 250H44ZM140 246H146L145 249L142 247V248H143V249H142L143 252H142ZM175 246L178 247V244L176 245V243H175ZM53 247H54V248H53ZM93 247H94V249H93ZM117 247H118V246H117ZM19 248H20V249H19ZM27 248H28V249H27ZM56 248H57V251H56ZM60 248H62V250H61ZM69 248H68V249H69ZM71 248H70V251L67 250V253L71 252ZM95 248H96V249H95ZM127 248H129V249H127ZM167 248H168V246H167ZM2 249H3V250H2ZM73 249H72V250H73ZM120 249H121V248H120ZM120 249H119V250H120ZM139 249H140L141 251H139ZM161 249H160V251H159L160 254H161ZM52 250H53V252H52ZM102 250H103V251H102ZM116 250H118V249L116 248ZM158 250H157V251H158ZM1 251H0V252H1ZM28 251H29V252H28ZM49 251H50L51 253H50ZM68 251H69V252H68ZM75 251H76V250H75ZM107 251H108L109 253H108ZM120 251H121V250H120ZM144 251H145V252H144ZM48 252H49V253H48ZM54 252H56V253H54ZM92 252H91V254H92ZM115 252H116V253H115ZM140 252H142V253H140ZM150 252H151V253H150ZM154 252H156L157 254L155 253V254H156V255H155ZM12 253H13V254H12ZM26 253H27V254H26ZM28 253L30 254V256H28ZM57 253H58V254H57ZM73 253H74V250H73ZM76 253H77V254H76ZM98 253L95 252L94 255H97ZM110 253H111L112 255H111ZM128 253H129V252H128ZM149 253L152 254L151 257H150V259H152V260H150L151 262H150V261L148 262L149 259H148L147 256H150ZM163 253H164V252H162V254H161V255H162V258H161V255H159V257H160V259L162 260V262L165 261L164 258H163V257H164V256H163V255H164ZM71 254H72V252H71ZM84 254H90V252L87 253V252H85V250H84ZM104 254H105V252H104ZM118 254H119V257H118ZM132 254H134V253L132 252ZM146 254H147V255H146ZM37 255H36V256H37ZM66 255H67L68 257H66ZM92 255H93V254H92ZM109 255L112 256L113 259L110 258ZM134 255H135V254H134ZM154 255H155V256H154ZM46 256H48V257H46ZM108 256H109V257H108ZM139 256H138V257H139ZM165 256H166V254H165ZM3 257H4V258H5V257H6V258H9L11 261H10V260H7V259L5 258V262L8 261L7 263H5V262L3 261ZM87 257L90 258V259H91V258H94V257L97 258L98 255H97V256H93V257L87 255ZM134 257H135V260H136L137 254H136ZM30 258H31V257H30ZM43 258H46V259L43 260ZM47 258H48V260H50V261H48ZM67 258H69V260H67ZM84 258H86L85 255H84ZM102 258H103V257H102ZM130 258H127V259H130ZM23 259H22V260H23ZM82 259H83V257H82ZM82 259H81V260H82ZM86 259H87V258H86ZM94 259H95V258H94ZM104 259H105V258H104ZM127 259H126V260H127ZM139 259H140V260H139ZM155 259H156V258H155ZM155 259H154V260H155ZM165 259H166V258H165ZM18 260H16L17 263H15V262H14V263H15V264H18ZM29 260H31V259H29ZM40 260H41V262H40ZM46 260H47L48 263H47V262L45 263ZM70 260H71V261H70ZM84 260H85V259H84ZM84 260H83V261H84ZM95 260H96V259H95ZM105 260H106V259H105ZM126 260H125V262H127ZM154 260H153V264H155V263H156V264H158V263L160 264V263H161V260H160V261H159L158 259H156L155 261H154ZM20 261H21V260H20ZM85 261H86V260H85ZM92 261H93V259H92ZM92 261H89V262H91V264H92V263H93ZM98 261L101 262V261H103V260L101 259V261H100V260L98 259ZM109 261L107 260L106 263H105V262H103V263H105V264H109V263H108ZM131 261L128 260V262H130V263H131ZM136 261H137V260H136ZM3 262H4V263H3ZM31 262H32V263H31ZM154 262H155V263H154ZM78 263H77V264H78ZM83 263H84V262H83ZM86 263H87V262H85V264H86ZM94 263H95V262H94ZM94 263H93V264H94ZM96 263H97V261H96ZM103 263L101 262L100 264H103ZM117 263H116V264H117ZM130 263H129V264H130ZM20 264H22V262H21ZM24 264H25V263H24ZM26 264H27V262H26ZM122 264H125V263H122ZM126 264H128V263H126Z\"/></svg>",
  "mask_w": 264,
  "mask_h": 264
}]
</instances>
